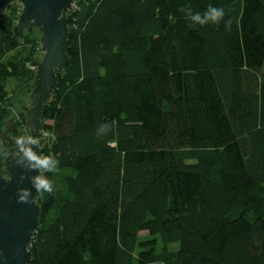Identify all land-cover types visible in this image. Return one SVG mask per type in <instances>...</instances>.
Wrapping results in <instances>:
<instances>
[{"label":"trees","instance_id":"1","mask_svg":"<svg viewBox=\"0 0 264 264\" xmlns=\"http://www.w3.org/2000/svg\"><path fill=\"white\" fill-rule=\"evenodd\" d=\"M73 1L69 62L41 113L40 155L58 168L30 264H264V63H245L264 57V0ZM209 5L218 25L182 11ZM13 21H0V139L6 83L29 88L40 49Z\"/></svg>","mask_w":264,"mask_h":264},{"label":"water","instance_id":"2","mask_svg":"<svg viewBox=\"0 0 264 264\" xmlns=\"http://www.w3.org/2000/svg\"><path fill=\"white\" fill-rule=\"evenodd\" d=\"M11 4L21 7L13 28L14 37L22 39L24 30L31 34L35 29L40 34L42 59L30 64L36 72L29 96L31 107L28 110L23 108L29 135L38 139L42 131V108L55 90L56 74L61 73L69 62L66 45L69 30L75 25V4L73 0H0V21L4 20ZM12 120L11 117L4 122L6 130L1 136V141L8 142L9 153L0 169V264H30V246L38 228L40 208L39 194L29 178L40 172L39 169L30 170L34 162L29 161L22 151L18 155L16 150L13 153L15 140L6 136ZM25 143L40 154V146ZM0 150L4 151L3 143ZM18 188L31 189L34 202L17 203Z\"/></svg>","mask_w":264,"mask_h":264},{"label":"clouds","instance_id":"3","mask_svg":"<svg viewBox=\"0 0 264 264\" xmlns=\"http://www.w3.org/2000/svg\"><path fill=\"white\" fill-rule=\"evenodd\" d=\"M182 11L191 20L192 25L205 26L208 24L218 25L225 16L224 9L222 7H214L209 5L207 9L201 14L200 12L193 13L190 8H184ZM231 21H227L225 26L230 30ZM99 137V135H98ZM25 141L28 144H35L39 146V140L31 135H22L16 138V155L19 152H23L24 156L29 161L34 163L30 165L31 169H39L40 174L30 177V181L36 190L37 194L52 193L54 191L53 182L45 175V173L55 172L58 168V161L51 155H40L34 152L31 147L26 146ZM18 163V161H16ZM17 203H29L34 202L35 198L32 195V191L29 188H18ZM31 195V199L28 197Z\"/></svg>","mask_w":264,"mask_h":264},{"label":"rangeland","instance_id":"4","mask_svg":"<svg viewBox=\"0 0 264 264\" xmlns=\"http://www.w3.org/2000/svg\"><path fill=\"white\" fill-rule=\"evenodd\" d=\"M20 13H21V7L18 4H11L6 10V15L8 17H10L12 20H14L13 21V23H14L13 28L16 26V22H17V19H18V16H19ZM16 15H17V18L14 17ZM23 35H28L26 33V30L23 31ZM28 36L29 37H27V39L28 38L29 39L38 38L40 40V34H39V32L37 30L35 31V29ZM35 59H36L35 61H37V62H39L42 59V53L40 52V49H39V52H38V54H37ZM245 63H246L247 66H251V65H254V64H263L264 63V57H262V56L249 57V58L245 59ZM30 69H32L35 72L34 68H30ZM35 74H36V72H35ZM34 79H35V77H34ZM33 83H34V80L30 83L29 88L26 87V86L19 85V82L9 81V82L6 83L5 90L9 94V97L11 99V104H12V106H10L11 107L10 108L11 109V113H10V116L7 119H9L11 117L14 118V120H15L16 124L18 125V127H22V126L26 127V123H25V109L28 110L31 107L30 106L31 101L29 99V96H30V93H31L32 88H33ZM23 108H25V109H23ZM3 130H6V127L3 126ZM3 130H2V132H3ZM28 131H29V129H28ZM1 143H2V141L0 139V144ZM3 148H4V145H3ZM2 152H3V158L5 159L7 153L5 152V150L2 151ZM4 159H3V162H4ZM144 236H145L144 232L140 233V237H144Z\"/></svg>","mask_w":264,"mask_h":264},{"label":"flooded vegetation","instance_id":"5","mask_svg":"<svg viewBox=\"0 0 264 264\" xmlns=\"http://www.w3.org/2000/svg\"><path fill=\"white\" fill-rule=\"evenodd\" d=\"M22 126V127H18V125L16 124L15 120H12V123L10 124V130L6 133V136L9 140L13 141L16 140L17 137L22 136V135H29V131L28 129ZM3 145H4V150L7 153L6 157L8 156L9 153V147H8V142L7 141H2ZM13 153L16 150V147H14L13 149Z\"/></svg>","mask_w":264,"mask_h":264}]
</instances>
